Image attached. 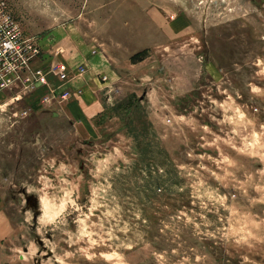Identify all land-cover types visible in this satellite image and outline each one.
Instances as JSON below:
<instances>
[{"label": "rangeland", "instance_id": "374dc122", "mask_svg": "<svg viewBox=\"0 0 264 264\" xmlns=\"http://www.w3.org/2000/svg\"><path fill=\"white\" fill-rule=\"evenodd\" d=\"M0 11L67 68L0 93V264H264V0Z\"/></svg>", "mask_w": 264, "mask_h": 264}, {"label": "built area", "instance_id": "2783aa9c", "mask_svg": "<svg viewBox=\"0 0 264 264\" xmlns=\"http://www.w3.org/2000/svg\"><path fill=\"white\" fill-rule=\"evenodd\" d=\"M40 55L38 46L31 39H24L20 28L8 14L0 11V93L21 87L33 92L48 84V75L63 78L67 71L64 65H56L55 72L43 68L34 69L32 64ZM54 94H51V98ZM63 100L67 97L61 94ZM50 98L45 99L48 102Z\"/></svg>", "mask_w": 264, "mask_h": 264}, {"label": "crops", "instance_id": "0c3cea01", "mask_svg": "<svg viewBox=\"0 0 264 264\" xmlns=\"http://www.w3.org/2000/svg\"><path fill=\"white\" fill-rule=\"evenodd\" d=\"M35 64H39L37 66H40L39 62L34 63ZM35 66V67H37ZM48 81H49V76H48ZM9 220L5 214V212L3 211V203H2V199L0 197V240H2V238H4L7 234H8V229H9Z\"/></svg>", "mask_w": 264, "mask_h": 264}]
</instances>
